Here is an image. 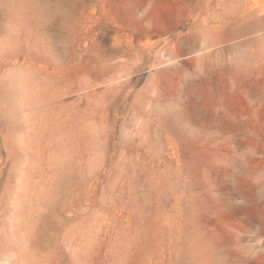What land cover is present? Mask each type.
<instances>
[{
	"label": "rangeland",
	"instance_id": "rangeland-1",
	"mask_svg": "<svg viewBox=\"0 0 264 264\" xmlns=\"http://www.w3.org/2000/svg\"><path fill=\"white\" fill-rule=\"evenodd\" d=\"M0 225L13 264H264V0H0Z\"/></svg>",
	"mask_w": 264,
	"mask_h": 264
},
{
	"label": "bare ground",
	"instance_id": "bare-ground-1",
	"mask_svg": "<svg viewBox=\"0 0 264 264\" xmlns=\"http://www.w3.org/2000/svg\"><path fill=\"white\" fill-rule=\"evenodd\" d=\"M2 190V189H1ZM43 201H46L47 202V204H49L50 202H51V194H50V191L48 190V193H46L45 194V196H44V200ZM49 214V213H48ZM48 214H46V221L48 222L49 221V218H50V214L48 215ZM41 215H45V214H41ZM51 219V218H50ZM50 222V221H49ZM52 223V222H51ZM48 227V226H47ZM13 236V235H12ZM15 237V236H14ZM17 238V237H16ZM12 240H13V237H12ZM11 239H10V237L7 235V233L6 232H4V230H3V228L1 227V225H0V255L2 256V260H1V258H0V260H1V263L0 264H13V260H14V262H15V259H16V262H19V256H18V252H19V247L17 246V240L16 241H12ZM28 240V239H27ZM30 240H33V239H31L30 238ZM18 242H19V240H18ZM36 243V242H35ZM35 243H34V245H35ZM44 245V244H43ZM36 246V245H35ZM32 248V247H31ZM42 248V247H41ZM33 249V248H32ZM31 249V250H32ZM21 250H23V249H21ZM40 250V249H39ZM36 251H38L37 249H36ZM9 252H12L13 254H12V257L14 258H11L10 259V261L8 260L9 259V257H10V254H9ZM40 252V251H39ZM7 254H9L7 257H6V255ZM42 255V254H41ZM6 258H5V257ZM35 256V255H34ZM22 259V258H21ZM20 259V260H21ZM23 260H24V258H23ZM6 261H9V262H6ZM25 261V260H24ZM21 263V262H20ZM23 263V262H22ZM14 264H16V263H14ZM25 264V263H24Z\"/></svg>",
	"mask_w": 264,
	"mask_h": 264
}]
</instances>
